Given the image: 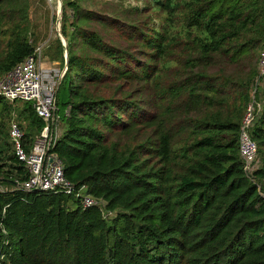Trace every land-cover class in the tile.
Instances as JSON below:
<instances>
[{
  "label": "trees",
  "instance_id": "1",
  "mask_svg": "<svg viewBox=\"0 0 264 264\" xmlns=\"http://www.w3.org/2000/svg\"><path fill=\"white\" fill-rule=\"evenodd\" d=\"M28 8L0 0V78L34 52ZM150 9L131 32L120 15L62 0L67 58L56 38L52 59L66 62L55 95L63 131L49 152L70 193L16 186L28 173L8 137L13 102L0 97V264H264V0ZM133 88L162 102L138 123L147 132ZM252 96L247 175L238 136ZM21 102L29 150L43 121Z\"/></svg>",
  "mask_w": 264,
  "mask_h": 264
},
{
  "label": "built area",
  "instance_id": "2",
  "mask_svg": "<svg viewBox=\"0 0 264 264\" xmlns=\"http://www.w3.org/2000/svg\"><path fill=\"white\" fill-rule=\"evenodd\" d=\"M53 3V8L58 21L62 9L61 0H48ZM41 47L36 46L33 54L16 64L10 71L0 78V97L9 102L28 101L36 115L43 121V126L34 138L29 150H26L23 141L24 132L18 120L11 119L8 123V137L12 151L21 161L28 176L16 186L25 191H63L70 193L72 184L65 178L61 159L50 153L49 149L57 139V122L59 116L55 95L62 75L66 71V65L62 70L43 69L38 65V56ZM256 84H264V42L259 52L258 75ZM255 89L253 90L254 93ZM254 106L259 109V103L252 100L242 120L239 130L238 143L239 154L244 162L246 174L250 173L257 159V147L249 134L251 121L254 117ZM68 113V110L65 112ZM0 184V192L3 191ZM83 205L93 206L94 200L89 197L83 199Z\"/></svg>",
  "mask_w": 264,
  "mask_h": 264
},
{
  "label": "rangeland",
  "instance_id": "3",
  "mask_svg": "<svg viewBox=\"0 0 264 264\" xmlns=\"http://www.w3.org/2000/svg\"><path fill=\"white\" fill-rule=\"evenodd\" d=\"M82 5L85 8L92 9V10H99V11H110L114 14L120 15L123 20H126V28L131 32H135L134 27H131L129 24H136L135 26L144 27V20H146L148 14H153V10L151 6L155 4L156 0H80ZM62 2V0H61ZM53 3L48 0H29V19H30V26H31V40L35 46H40L41 51L38 56V65L39 67L47 70V69H54V70H62L64 66L61 65L60 61H56L52 59L55 44L54 40L56 38H60L63 42L62 38L60 37V25H61V13H60V20L59 26L57 17L55 14V10L53 8ZM138 7L139 9H135ZM124 8L128 11L123 12ZM147 12V13H146ZM63 44V43H62ZM139 54L141 56V61H144L143 58V49L140 48ZM148 60V59H146ZM66 65V64H65ZM63 76V75H62ZM130 97L135 100L138 105L137 111L139 118L136 120L137 125L142 120L151 119L154 116V113L160 109L162 105L161 100L158 101L154 97V95L149 91L141 92L139 89H134L129 92ZM23 102L15 101L13 102V109L10 110L9 118L5 119L7 125L11 119H16L20 122V118L18 117V111L23 107ZM152 116V117H151ZM121 117L124 119L125 115L122 114ZM56 127L58 128V133L60 128L63 127L60 119L57 122ZM140 126L138 125V128ZM140 132H147L143 131L140 127ZM130 139L135 138L134 133H130L128 135ZM115 139V137L113 138ZM120 144H123L124 136H120L115 139ZM148 151H143V154H147Z\"/></svg>",
  "mask_w": 264,
  "mask_h": 264
},
{
  "label": "crops",
  "instance_id": "4",
  "mask_svg": "<svg viewBox=\"0 0 264 264\" xmlns=\"http://www.w3.org/2000/svg\"><path fill=\"white\" fill-rule=\"evenodd\" d=\"M20 123H21V126L24 124V122H23V121H21V120H20ZM57 130H58V128H57ZM62 131H63V127H62V128H60V131H59V133H58V131H57V134H58V136H60V135H61ZM36 136H37V134L34 136V138H35Z\"/></svg>",
  "mask_w": 264,
  "mask_h": 264
},
{
  "label": "water",
  "instance_id": "5",
  "mask_svg": "<svg viewBox=\"0 0 264 264\" xmlns=\"http://www.w3.org/2000/svg\"><path fill=\"white\" fill-rule=\"evenodd\" d=\"M60 37H61V35H60ZM62 38V37H61ZM62 40H63V45L65 46V58H67V50H66V42H65V40L62 38ZM65 64H66V62H65Z\"/></svg>",
  "mask_w": 264,
  "mask_h": 264
}]
</instances>
